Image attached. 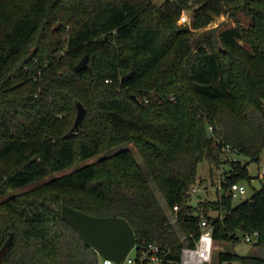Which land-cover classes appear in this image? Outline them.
I'll list each match as a JSON object with an SVG mask.
<instances>
[{
  "label": "trees",
  "instance_id": "1",
  "mask_svg": "<svg viewBox=\"0 0 264 264\" xmlns=\"http://www.w3.org/2000/svg\"><path fill=\"white\" fill-rule=\"evenodd\" d=\"M221 15L235 25L195 43ZM85 54L89 68L77 72ZM78 102L86 114L74 128ZM263 152L264 0H0V264H102L62 218L63 203L124 217L138 243L178 255L184 243L159 193L199 237L198 218L185 216L201 163L230 165L226 190L250 178L230 155ZM233 199L223 192L209 204L214 264H264L219 249L256 231L264 249V182Z\"/></svg>",
  "mask_w": 264,
  "mask_h": 264
},
{
  "label": "built area",
  "instance_id": "2",
  "mask_svg": "<svg viewBox=\"0 0 264 264\" xmlns=\"http://www.w3.org/2000/svg\"><path fill=\"white\" fill-rule=\"evenodd\" d=\"M183 21H187V15L182 16ZM211 128V127H210ZM225 152L230 151V146L224 148ZM230 160H236L235 157H230ZM264 176V168L262 169ZM220 192L231 193L233 196L245 195L247 190L239 183H233L228 191L222 187V180H220ZM199 185L191 187V192L199 191ZM211 214L208 210H190L185 218H198V226L201 228L199 237L195 233L186 234L182 230L180 220V210L178 206H174L170 210L168 225L172 231L179 234L181 241L184 243L178 255L173 256L172 247L170 244L161 243L158 241L136 243L132 250L127 255L126 259L121 264H214V240H213V225L210 218ZM184 217V216H183ZM259 233H247L244 239L247 242H254L258 238ZM205 236H210L211 244L205 239ZM193 241L194 244H190ZM134 254V255H133ZM207 257V259H206ZM102 264H117L114 260L105 259L101 257Z\"/></svg>",
  "mask_w": 264,
  "mask_h": 264
},
{
  "label": "rangeland",
  "instance_id": "3",
  "mask_svg": "<svg viewBox=\"0 0 264 264\" xmlns=\"http://www.w3.org/2000/svg\"><path fill=\"white\" fill-rule=\"evenodd\" d=\"M164 0H155L156 3H161ZM183 15H187V21H183L182 20V16ZM191 16L192 13L191 11L188 10H184L180 16V21L183 23H187V22H191ZM242 20L244 21L245 24H248L249 21L245 18H242ZM220 23H223V26H231V25H235V22L230 20L229 18H227L224 15H221L220 17H217L216 20L214 22H212L208 27L206 28H202L197 30L196 32V37L198 38L205 30L217 26ZM133 148V144H130ZM230 157H235L237 159H240L243 163H248V172H249V179H242L239 184L241 186H244L247 190V193L245 195H240V196H233V203L234 205L239 204L240 202L250 198L252 196V194L260 189L263 185L264 182V176L262 175V169L264 168V152L262 153L260 160L259 161H250L249 158L245 157V156H236L234 154H231ZM96 160V157L94 158H90L87 161L83 162V165L86 163H90ZM78 167L77 165H74L72 167H69L67 169H64L62 171L56 172L51 176H48L44 179L35 181L29 185L20 187L18 189H16L14 192H12L11 194H9V196H11L12 194L15 193H20L23 191H26L38 184L43 183L46 180H50L51 178L55 177V176H61L65 173L71 172L72 170H74L75 168ZM230 167L229 164L227 165H223L221 168H217L216 166H213L207 162H203L201 163L200 167H199V191L197 192H192L191 194V198H190V204L194 206V210H208L209 213L211 215H215L216 211H214L213 208L209 207V204L215 200H217L218 198H220V195L222 194L220 192L219 184H220V180H225L224 178V170L228 169ZM229 188L226 189V191H228ZM231 194V193H230ZM159 196L161 198V201L164 205V207L166 208V210L168 211V213H170V210L168 209L166 202L163 198V196L159 193ZM4 197L0 198L3 199ZM241 237V239L239 241H235V242H220L219 243V249L222 251H231V252H235L238 253L240 255H247V256H264V249L258 247L257 245H255L254 242H247L244 239L243 234L239 235ZM218 249L214 250V256L217 257L218 255ZM134 255V254H133Z\"/></svg>",
  "mask_w": 264,
  "mask_h": 264
},
{
  "label": "water",
  "instance_id": "4",
  "mask_svg": "<svg viewBox=\"0 0 264 264\" xmlns=\"http://www.w3.org/2000/svg\"><path fill=\"white\" fill-rule=\"evenodd\" d=\"M223 26L220 23L217 26L205 30L195 43L202 40L208 34L217 36L218 30ZM89 56L85 54L80 62L75 66V70L80 72L89 68ZM77 117L74 128H78L82 123L86 108L82 102L77 103ZM208 133L210 130L208 129ZM62 218L70 223L79 233L84 243L93 248L98 254L105 258L114 260L117 264H121L137 243L135 230L124 217L118 216H94L82 210L76 209L66 203H63ZM13 233L5 242L3 251L11 244Z\"/></svg>",
  "mask_w": 264,
  "mask_h": 264
},
{
  "label": "clouds",
  "instance_id": "5",
  "mask_svg": "<svg viewBox=\"0 0 264 264\" xmlns=\"http://www.w3.org/2000/svg\"><path fill=\"white\" fill-rule=\"evenodd\" d=\"M205 239L208 241L209 245L211 244V239H210V236H205ZM207 259V257H206Z\"/></svg>",
  "mask_w": 264,
  "mask_h": 264
}]
</instances>
